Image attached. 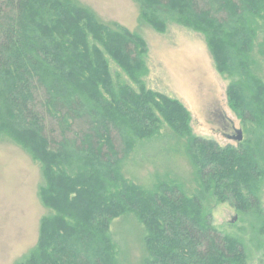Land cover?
Listing matches in <instances>:
<instances>
[{
  "label": "trees",
  "instance_id": "obj_1",
  "mask_svg": "<svg viewBox=\"0 0 264 264\" xmlns=\"http://www.w3.org/2000/svg\"><path fill=\"white\" fill-rule=\"evenodd\" d=\"M137 2L155 25L173 21L206 35L219 68L244 77L230 84L229 101L263 140L264 81L245 56L264 0ZM148 53L138 33L72 0H0V135L41 161L40 197L55 212L17 264H119L110 227L127 212L147 230L145 264H246L244 242L216 228L204 202L210 193L262 215L261 154L252 139L221 146L197 136L179 99L148 88ZM165 124L196 170L198 194L177 181L146 187L123 172L137 140Z\"/></svg>",
  "mask_w": 264,
  "mask_h": 264
},
{
  "label": "rangeland",
  "instance_id": "obj_2",
  "mask_svg": "<svg viewBox=\"0 0 264 264\" xmlns=\"http://www.w3.org/2000/svg\"><path fill=\"white\" fill-rule=\"evenodd\" d=\"M72 1L92 10L101 22L119 23L146 41L149 53L144 80L148 88L179 99L191 113L197 136L221 146L239 145L231 136L241 129L242 141H254L264 168V138L254 132L255 124L243 122L228 97L230 84L245 79L219 68L203 32L173 21L155 25L142 15L137 0ZM255 24L257 36L245 59L250 62L248 70L264 81V18H257ZM172 134L165 124L159 135L137 140L123 172L146 187L154 186L155 179L177 181L188 194H198L202 187L196 170L186 154H178L176 141L166 136ZM45 184L41 161L10 134L0 135V264H17L37 245L41 219L55 213L40 197ZM260 187L264 208V176ZM204 204L216 228L244 242L246 264H264V213L240 211L210 193ZM110 231L119 264H145L147 230L133 212L115 218Z\"/></svg>",
  "mask_w": 264,
  "mask_h": 264
},
{
  "label": "water",
  "instance_id": "obj_3",
  "mask_svg": "<svg viewBox=\"0 0 264 264\" xmlns=\"http://www.w3.org/2000/svg\"><path fill=\"white\" fill-rule=\"evenodd\" d=\"M237 135L231 136L232 139L242 141L243 140V131L241 129H236Z\"/></svg>",
  "mask_w": 264,
  "mask_h": 264
}]
</instances>
